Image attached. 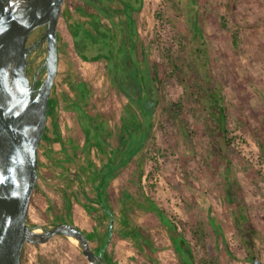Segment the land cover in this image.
<instances>
[{"label":"rangeland","instance_id":"obj_1","mask_svg":"<svg viewBox=\"0 0 264 264\" xmlns=\"http://www.w3.org/2000/svg\"><path fill=\"white\" fill-rule=\"evenodd\" d=\"M63 12L45 135L60 133L74 157L54 156L43 139L28 223L75 224L96 252L108 240L107 264H187V246L179 241V252L175 232L147 209L154 202L191 264H264V0H67ZM96 20L98 41L88 34ZM71 80L85 85L80 104L63 102V91L75 96ZM195 83L224 98L225 151ZM126 221L138 237L123 235ZM22 264L90 262L60 235L25 244Z\"/></svg>","mask_w":264,"mask_h":264},{"label":"water","instance_id":"obj_2","mask_svg":"<svg viewBox=\"0 0 264 264\" xmlns=\"http://www.w3.org/2000/svg\"><path fill=\"white\" fill-rule=\"evenodd\" d=\"M67 0H0V264H22L25 244L75 238L90 264H107L87 234L72 223L39 232L28 223L40 148L60 65L59 29ZM45 32L29 45L34 32ZM45 52L41 72L30 68ZM256 264H263L256 260Z\"/></svg>","mask_w":264,"mask_h":264},{"label":"trees","instance_id":"obj_3","mask_svg":"<svg viewBox=\"0 0 264 264\" xmlns=\"http://www.w3.org/2000/svg\"><path fill=\"white\" fill-rule=\"evenodd\" d=\"M132 24H134V21L133 20H132ZM46 27L47 26H42L41 27V33H44L45 32ZM94 27H95V31H93V32L92 31H89L88 34L92 37V39L94 41H98V39H96V37L99 36V35H101V33H103L102 32V26H100V23L96 20ZM197 27L198 26H196V29L198 30ZM81 32H82L81 30L77 31L76 32V36L79 35V33H81ZM95 33H97L98 35L95 34ZM105 34H106V32H104V35ZM84 59L85 60H88V58L87 59L84 58ZM179 65L180 64H176V70L180 69V66ZM190 68H192V67L190 66ZM188 75H189V78L192 80L193 79V76L191 74H188ZM198 75L199 74H197V73L195 74V76H198ZM193 80L195 81V79H193ZM83 86H85V85H83ZM195 86H196L197 89L199 88V95L205 99V101H206V103L208 105H210L209 106L210 107V112H211V114L213 116V124H212V127H214V135L216 136L215 144L218 145V148H219L220 151H225L231 145V138L228 135V133H229V128H228V115H227V108H226V106L224 104V98L215 89H209V88L208 89H205V90L201 89V83H198V84L195 83ZM51 104H52V102L50 103V110H51ZM50 110H49V116L51 114V111ZM82 114L84 116V120H86L85 122L86 123H89L90 122V119L88 118L87 114L85 112H82ZM137 124H136L137 125L136 126L137 131L138 132L144 131V122L143 123H138L137 122ZM152 125H153V122H151V125L149 126V130H147L146 134H143V136H144V142L148 138V135L150 133V130L152 128ZM143 136H142V138H143ZM133 156L131 155V158ZM109 163H111V160H110ZM90 175H92V174H90ZM100 175H101L100 171L99 172H96L95 171V172H93L92 177L95 180L96 177L97 176H100ZM109 176L107 178H109ZM104 182H105V178L103 180H102V178H100V183H99V186L97 188V192H99V191L101 192V189H103V191H104V189H105ZM101 205L104 207L105 210H108L109 211L110 208H109V206L106 203V200H105V196L104 195L102 197ZM148 205L149 206L147 207V209L156 211L161 216V218L164 221V223L166 224V226L168 228H170L172 231L175 232L173 234V236H172V240H173V242H174V244L176 246V249L180 252V250L177 247V245L179 244L178 243L179 241H181L182 243H184L187 246L188 251L185 250L186 253L185 254H182V256H183V259L185 260V262L187 264H191L190 258L192 256V253H191V250H190V248L188 246V242L186 241V239L182 235H177L176 234L177 233L176 232L177 231L176 230V227L173 226L172 223L170 222V220H168L166 218V216L164 215V213L156 207V205L154 204V202H149ZM125 226H126V228L124 229L125 232L123 233V235L126 238H132V239H134L136 235L138 237V234L139 233H138V231H137V229L135 227H133V226L131 227L130 225H128L127 224V221H126ZM110 230H112V229H110ZM87 236H88L89 239H91V236L92 235L87 234ZM107 243H108V240H106L102 244V246L100 247V249L103 250L106 247ZM187 254H189V256H187ZM155 264H160V263L156 261Z\"/></svg>","mask_w":264,"mask_h":264},{"label":"crops","instance_id":"obj_4","mask_svg":"<svg viewBox=\"0 0 264 264\" xmlns=\"http://www.w3.org/2000/svg\"><path fill=\"white\" fill-rule=\"evenodd\" d=\"M60 73H61V70H60V65H59L58 76H57L56 83L54 86L55 90H57L56 87L58 86V80L60 78ZM64 76L67 79V74H65ZM73 82H75V80H73V81L71 80V82H68L67 86L73 85ZM63 84H64L63 89H65V83H63ZM73 88L75 89L73 91L76 92L75 96H74V93H72L73 95H67L66 90L63 91V94H62L63 102H65L67 104H80V101L83 99V96L86 94L85 86L80 87V85L79 86L73 85ZM76 108L79 109V105H77ZM80 113L82 114V111ZM55 135H56V137L52 136V138H50L49 136L47 137L45 135L44 136V139L46 141L45 143L49 146L50 149H53L55 151L54 156H59V158L62 157V159L65 158L67 160H72V158L74 157L73 156V153H74L73 149H69L65 138L60 133H56ZM74 155H76V154H74ZM63 161L61 160V162H63Z\"/></svg>","mask_w":264,"mask_h":264},{"label":"flooded vegetation","instance_id":"obj_5","mask_svg":"<svg viewBox=\"0 0 264 264\" xmlns=\"http://www.w3.org/2000/svg\"><path fill=\"white\" fill-rule=\"evenodd\" d=\"M42 35L41 27L37 29L34 34L30 38L29 45H31L36 39H38ZM41 72L39 65L35 62L30 68H28V74L32 78V80Z\"/></svg>","mask_w":264,"mask_h":264},{"label":"bare ground","instance_id":"obj_6","mask_svg":"<svg viewBox=\"0 0 264 264\" xmlns=\"http://www.w3.org/2000/svg\"><path fill=\"white\" fill-rule=\"evenodd\" d=\"M39 232H41L42 230H38ZM73 241H75V242H78V240L77 239H75V238H71Z\"/></svg>","mask_w":264,"mask_h":264}]
</instances>
